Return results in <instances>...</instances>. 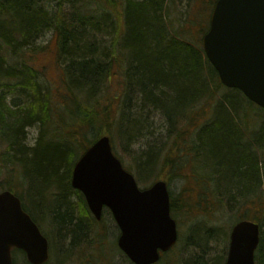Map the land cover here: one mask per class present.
<instances>
[{"label": "trees", "instance_id": "1", "mask_svg": "<svg viewBox=\"0 0 264 264\" xmlns=\"http://www.w3.org/2000/svg\"><path fill=\"white\" fill-rule=\"evenodd\" d=\"M178 1L0 0V164L19 188L27 182L42 196L49 186L54 198L45 206L60 239L73 244L89 230L98 264H109L116 245L106 246L103 229H82L69 186L75 161L106 134L116 155L120 141L138 182L182 181L177 193L170 191L174 216L226 207L232 223H259L254 258L264 264V109L224 87L203 52L201 37L216 0H186L195 10L177 18ZM47 33L56 37V84L40 81L31 63L47 48L35 46ZM109 34L110 49L97 39ZM35 125L30 146L27 129ZM150 130L158 134L143 147ZM18 185L0 189L18 195L37 220ZM84 208L87 226L102 221Z\"/></svg>", "mask_w": 264, "mask_h": 264}, {"label": "water", "instance_id": "2", "mask_svg": "<svg viewBox=\"0 0 264 264\" xmlns=\"http://www.w3.org/2000/svg\"><path fill=\"white\" fill-rule=\"evenodd\" d=\"M202 49L224 86L264 108V0H216ZM71 185L81 191L97 220L104 207L111 211L120 230L117 245L133 264H154L175 244L177 226L166 181L141 189L113 153L108 135L98 137L75 162ZM259 238L258 223L236 222L224 264H255ZM12 248L23 250L31 264L49 257L48 240L20 198L2 190L0 264H12Z\"/></svg>", "mask_w": 264, "mask_h": 264}, {"label": "rangeland", "instance_id": "3", "mask_svg": "<svg viewBox=\"0 0 264 264\" xmlns=\"http://www.w3.org/2000/svg\"><path fill=\"white\" fill-rule=\"evenodd\" d=\"M122 0H117L120 4ZM186 0H180L174 8L175 14L177 13V18L179 17L180 11L184 14L188 10H195L196 3L191 6ZM67 8L71 7V4H66ZM198 26L193 25L192 31L196 32ZM102 43L101 45H106L109 49L113 46L112 35L97 36ZM47 46L43 51L36 53L35 58L31 61L32 65L39 71V80L44 84H51L58 82L59 79V62L57 59V44L56 37L47 33L35 42V46ZM117 79L113 81L115 84ZM158 130L159 124L157 123L153 126ZM150 130L148 134L149 137H145L143 141V147L146 146V142H151L154 140L158 131ZM27 144L32 146L35 142V139L38 135V127L32 126L27 129ZM117 156L121 159L123 164L127 166L132 163V160L126 154V150L122 147L120 141L116 140L115 143ZM133 148V147H132ZM136 147H134L135 149ZM4 149V145L0 142V153ZM123 159V160H122ZM127 168V167H126ZM191 168V166H188ZM131 172L136 178V173L134 168ZM130 171V170H129ZM9 174H7L5 168L0 164V187L5 186L8 182L16 184V180L10 181ZM162 179V178H161ZM137 180V178H136ZM166 180V179H165ZM138 182V180H137ZM182 181L180 179H174L169 183V191L177 193L180 189ZM139 187L144 188L148 184H142L138 182ZM71 187V185H69ZM19 188V185L17 189ZM72 188V187H71ZM49 186L45 190L41 189L42 196L35 191H32L29 184L26 182L23 185L20 184L18 192L23 193V199L30 210V212L36 217L37 220H34L42 233H44L49 240L51 245L50 258L46 264H95L99 262L96 251H94L91 246L92 243L89 242L90 236L87 233H82L79 239L70 244V239L67 240V237L63 240L60 239L61 235L58 231L57 225L54 224L52 220V215L47 213L46 202L52 200L54 196L48 194ZM76 190L72 188V193L74 194L73 204L76 209L78 206L83 205L82 200L80 199L79 194L75 192ZM74 192V193H73ZM57 193V191L55 192ZM70 194V193H69ZM67 194L66 197L70 198V195ZM38 195V196H37ZM42 198V200H41ZM196 198L195 190L193 189L190 193V199L194 200ZM41 200V201H39ZM81 216L87 217L86 212L80 213ZM193 215H179L173 216L176 220L177 230H178V239L176 244L170 249L165 256L160 259V264H199V261L204 262L205 264H223L227 256L228 245H229V232L230 227L233 224L235 216L230 213L225 207L223 212L218 210L207 212L202 211L198 214ZM87 222V219H85ZM85 229H103L106 232V246L112 248V245L115 244L116 238L119 234L116 224L108 210L103 212V220L100 223L92 225V227L87 226ZM226 232L227 238L224 235ZM59 233V234H58ZM216 237V239H214ZM108 249V248H107ZM106 249V250H107ZM111 260L114 264L125 263L123 254L112 248ZM224 257V258H223ZM13 258H16L18 264H26L25 255L19 252H13ZM117 262V263H116ZM126 264H128L126 262Z\"/></svg>", "mask_w": 264, "mask_h": 264}, {"label": "bare ground", "instance_id": "4", "mask_svg": "<svg viewBox=\"0 0 264 264\" xmlns=\"http://www.w3.org/2000/svg\"><path fill=\"white\" fill-rule=\"evenodd\" d=\"M119 160L121 161L120 158H119ZM121 164H122V166H123L124 169H126L127 171H129V169L126 168V166L123 164L122 161H121ZM129 172L132 173L131 171H129ZM132 174H133V173H132ZM133 175H134V174H133ZM71 176H72V172H71ZM156 180H159V179H156ZM156 180H154V181H156ZM162 180H165V179H162ZM154 181H153V182H154ZM165 181H166V183H167V187L169 188V186H168V185H169L168 181H167V180H165ZM153 182H152V183H153ZM152 183H151V184H152ZM151 184H150V185H151ZM150 185H147L145 188L149 187ZM84 200H85V199H84ZM82 204H83V205H80V206L77 207V209H79V210L77 211V214H78L79 216H81L80 213L82 214V212H83V213L85 212V208H84V206H88L87 203H86V200H85V204H84V202H82ZM85 223H86V222H85V217H84V216H81L82 229H85V227H86V224H85ZM15 260H16V258H15ZM12 261H13V260H12ZM129 262H130V261H129ZM116 263H117V262H116ZM130 263L133 264L132 262H130ZM130 263H129V264H130ZM12 264H14V261H13ZM16 264H18L17 261H16ZM26 264H31V263H30L29 261H27ZM95 264H98V263H95ZM109 264H114V263H113L112 261H109ZM121 264H126V262H125V263L123 262V263H121ZM223 264H224V263H223Z\"/></svg>", "mask_w": 264, "mask_h": 264}, {"label": "flooded vegetation", "instance_id": "5", "mask_svg": "<svg viewBox=\"0 0 264 264\" xmlns=\"http://www.w3.org/2000/svg\"><path fill=\"white\" fill-rule=\"evenodd\" d=\"M86 228V227H85Z\"/></svg>", "mask_w": 264, "mask_h": 264}]
</instances>
